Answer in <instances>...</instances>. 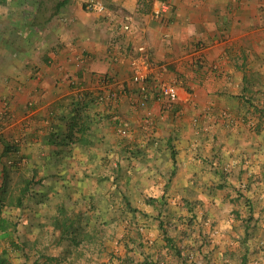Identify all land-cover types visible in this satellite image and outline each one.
I'll use <instances>...</instances> for the list:
<instances>
[{"label":"crops","instance_id":"obj_1","mask_svg":"<svg viewBox=\"0 0 264 264\" xmlns=\"http://www.w3.org/2000/svg\"><path fill=\"white\" fill-rule=\"evenodd\" d=\"M103 1L108 10L98 14L84 0H0V187L4 169L18 161L40 174L78 168L86 149L100 156L96 144L111 142L113 126L128 131L122 148L174 176L165 183L173 189H197L208 180L203 160L220 151L236 162L256 142L249 125L264 108V0ZM123 23L131 25L130 44ZM143 44L153 77L178 84V102L140 108L128 96L78 114L76 97L100 94L102 76L134 96L131 58ZM4 144L17 150L4 155Z\"/></svg>","mask_w":264,"mask_h":264},{"label":"rangeland","instance_id":"obj_2","mask_svg":"<svg viewBox=\"0 0 264 264\" xmlns=\"http://www.w3.org/2000/svg\"><path fill=\"white\" fill-rule=\"evenodd\" d=\"M256 114L249 151L236 162L220 151L207 157L208 180L197 189L165 186L174 176L160 174L156 159L122 148L125 138L115 126L111 142L96 144L100 156L86 149L78 168L70 163L65 174L32 172L18 161L8 169L0 204V258L6 264H264V108Z\"/></svg>","mask_w":264,"mask_h":264},{"label":"built area","instance_id":"obj_3","mask_svg":"<svg viewBox=\"0 0 264 264\" xmlns=\"http://www.w3.org/2000/svg\"><path fill=\"white\" fill-rule=\"evenodd\" d=\"M84 4L87 11L104 14L108 10V5L103 0H84ZM168 6L163 5L161 9L155 11L154 15L157 19L164 17V13L167 11ZM121 34L124 36L125 41L128 44L131 43L130 33L132 31L131 25L123 23L120 26ZM128 53H122L115 57V62H121L122 59L127 57ZM77 68L81 70L84 66V57L78 59L76 64ZM152 61L150 59L148 48L146 45H140L136 49H133V56L131 58L132 69V84L134 89V96L129 95L126 89L119 91L116 90L111 78L108 76H102L99 78L101 86V100H119L121 97L130 96V102L132 105L140 108H146L150 101H168L170 103L178 102L179 92L178 84L173 82H163L153 77ZM71 86H74L77 90L83 91V84H81L78 78L71 80ZM121 135L126 136L128 131L122 129L119 132Z\"/></svg>","mask_w":264,"mask_h":264},{"label":"trees","instance_id":"obj_4","mask_svg":"<svg viewBox=\"0 0 264 264\" xmlns=\"http://www.w3.org/2000/svg\"><path fill=\"white\" fill-rule=\"evenodd\" d=\"M99 93L100 94L94 96V95H91V94H88V93L86 94L84 92V94H82L83 95L82 98L81 97H76V99H75L76 100V103H75L76 112L78 113V110L80 111L82 108H86V106H88L90 108V107H92L94 105L96 106L97 104L100 105V104L105 103V100H101V98H100L102 92H99ZM85 126H86V124L82 123L80 131L83 130L82 132H86L87 131V127H85ZM81 143L87 145V143H89V142L88 141H85V142L82 141ZM63 144H64V142H63ZM73 144H75V142ZM64 145L65 146H70V144L67 143V142H65ZM16 150H17V148L14 145L4 144V152H3V154L4 155L5 154H9V153L14 152ZM173 162L174 163L176 162L175 156L173 157ZM7 181H8V169H4L3 183H2V185L0 187V204L2 206L5 204L4 196H6V193H7V190H6ZM2 222H4V221H2ZM1 229L4 230L5 227H1ZM0 264H6V261L3 258H0Z\"/></svg>","mask_w":264,"mask_h":264}]
</instances>
